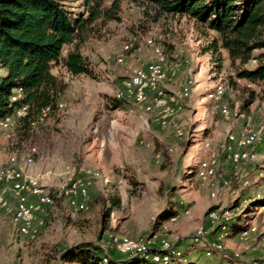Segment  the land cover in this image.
<instances>
[{"label": "rangeland", "instance_id": "1", "mask_svg": "<svg viewBox=\"0 0 264 264\" xmlns=\"http://www.w3.org/2000/svg\"><path fill=\"white\" fill-rule=\"evenodd\" d=\"M62 2L76 17L86 12L83 0ZM120 17L93 25L81 47L93 75L54 67L67 85L55 113L19 129L15 120L0 121V264H64L63 251L82 243L133 255L122 242L174 249L168 264H263L264 207L250 205L264 197V95L238 78L264 50L233 66L226 51H208L215 33L186 16L121 0ZM156 50L165 77L138 103L132 78L149 74ZM154 89L165 96L163 108L150 101ZM234 150L257 160L235 165ZM23 198L28 221L18 216ZM248 209L243 232L219 229L220 220ZM166 211L172 217L155 225ZM210 243L225 253L207 256Z\"/></svg>", "mask_w": 264, "mask_h": 264}, {"label": "trees", "instance_id": "2", "mask_svg": "<svg viewBox=\"0 0 264 264\" xmlns=\"http://www.w3.org/2000/svg\"><path fill=\"white\" fill-rule=\"evenodd\" d=\"M108 1L83 0L86 12L76 17L65 8L62 0H0V72H4L0 76V121L15 120L19 129L30 127L31 122L32 126L38 123L45 111L55 113L67 90L65 82L53 74L54 67L59 64L73 76L93 75L81 47L87 42L93 25L121 20V0H111L110 5H107ZM135 1L152 5L160 14L186 16L203 25L215 33L208 51L217 56L226 51L233 66L237 63L242 67L248 65L255 59V51L264 50V0ZM260 57L257 65L242 71L238 79L261 86L264 95V54ZM114 99L119 104L126 102ZM18 112H22L21 116ZM98 200L105 204L102 195ZM251 206L255 210L264 207V197ZM215 208L209 214L219 209ZM246 211L233 219L220 220L217 223L219 229L239 232L252 210ZM171 213L166 211L158 215L155 225L169 219ZM14 224L23 227L22 230L27 227L21 223ZM160 247L143 248L140 256H114L100 244L82 243L66 248L61 261L64 264H158L155 257L171 258L174 250L171 252ZM225 249L224 246L223 251H218L212 245L206 250V255L210 252L220 256ZM225 256L220 260L230 259L229 254Z\"/></svg>", "mask_w": 264, "mask_h": 264}, {"label": "bare ground", "instance_id": "3", "mask_svg": "<svg viewBox=\"0 0 264 264\" xmlns=\"http://www.w3.org/2000/svg\"><path fill=\"white\" fill-rule=\"evenodd\" d=\"M131 49H132V45H130V44H127L124 47L125 52H130ZM156 53H157V56L159 57L158 58L159 60L153 65V67L151 68V70L149 72V77H155L152 79V82L147 83V76H136V77L132 78V84H133V89H134V92H132V94L138 103H142L145 90L148 86H153V85L163 81V79L165 77L164 73H163V69H162L163 64H164V59L160 56V54L157 50H156ZM219 95H220V92L215 91L209 96V98L210 97L217 98ZM159 98H165V96H163L162 92H159ZM154 102H155L156 107H158V108H163L166 105L165 99L155 100ZM19 116H21V114ZM250 139H252V140H250ZM249 141L251 143L255 140L253 139V137H250V138H248V142ZM231 158L235 159V161H238V162L239 161H241V162H256V160H257V157L253 153H250V152L244 151V150L232 151L231 152ZM245 185H249V181H245ZM15 189L20 190L21 189L20 185H16ZM34 192L35 193H42L41 190H37L36 188H34ZM43 201H45V200H43ZM46 201H48V199H46ZM20 202L21 203H20V207H19L18 216L22 221H28L32 216L31 208L24 204V202H25L24 198ZM0 206H3V207L6 206V202H4L3 200L0 199ZM245 233H246L245 235H247V232H245ZM119 244H122L121 245L123 248V249H121L122 251L133 252L134 254L142 252V250L144 248V246L142 244L138 245L137 243H134V242H122ZM141 246H142V248H141ZM154 259L157 262H161V264H168L171 260V258L168 256H157ZM160 259H161V261H160Z\"/></svg>", "mask_w": 264, "mask_h": 264}, {"label": "built area", "instance_id": "4", "mask_svg": "<svg viewBox=\"0 0 264 264\" xmlns=\"http://www.w3.org/2000/svg\"><path fill=\"white\" fill-rule=\"evenodd\" d=\"M151 67V66H150ZM153 78H155V77H149V74H147V83L148 82H152V79ZM187 83H188V81H187ZM189 98V97H188ZM161 99H165V98H159V90H155L154 89V95H153V97H152V99H150V101H152V100H161ZM20 110V109H19ZM255 138H259V136L258 137H254L253 139H255ZM250 140H252V139H250ZM232 161L234 162V164L235 165H238V161H235V159H232ZM220 188V187H219ZM225 209H228V208H225ZM195 241H204V242H208V240H207V238L205 239L204 237H196L195 238ZM210 246H211V243H210ZM173 248H175V247H171L170 249H173Z\"/></svg>", "mask_w": 264, "mask_h": 264}, {"label": "crops", "instance_id": "5", "mask_svg": "<svg viewBox=\"0 0 264 264\" xmlns=\"http://www.w3.org/2000/svg\"><path fill=\"white\" fill-rule=\"evenodd\" d=\"M206 141H207V139H205ZM205 153V152H204ZM230 242H232V241H230ZM229 247V246H228Z\"/></svg>", "mask_w": 264, "mask_h": 264}]
</instances>
